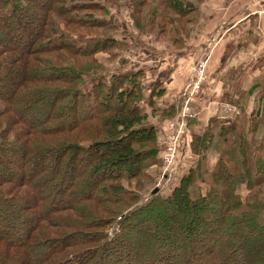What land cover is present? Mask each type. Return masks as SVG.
I'll use <instances>...</instances> for the list:
<instances>
[{
  "label": "trees",
  "instance_id": "obj_1",
  "mask_svg": "<svg viewBox=\"0 0 264 264\" xmlns=\"http://www.w3.org/2000/svg\"><path fill=\"white\" fill-rule=\"evenodd\" d=\"M122 1L0 0V264H264V83L190 118L152 193L180 99L128 65ZM197 2L132 0L130 21L180 48Z\"/></svg>",
  "mask_w": 264,
  "mask_h": 264
},
{
  "label": "crops",
  "instance_id": "obj_2",
  "mask_svg": "<svg viewBox=\"0 0 264 264\" xmlns=\"http://www.w3.org/2000/svg\"><path fill=\"white\" fill-rule=\"evenodd\" d=\"M197 3L200 18L193 30L184 36L185 44L180 48L167 45L169 48L163 47L162 53L158 49L148 53L145 62L151 64L142 66L150 68L151 84L163 83L169 96L175 91L171 94L179 97L191 66L207 59L206 81H203V91L197 97L198 105H194L193 111L200 130L216 113L219 118L236 113V107L223 100L224 93L234 84L239 82L245 87L247 81L250 85L255 80L264 83V0H199ZM149 35L131 29L129 38L132 41L128 40L132 44L145 43L150 39ZM132 49L133 53L137 48ZM260 96L264 93L260 92L254 101H250V106L256 105ZM199 104L202 107L197 110ZM223 107H229L234 113L220 115Z\"/></svg>",
  "mask_w": 264,
  "mask_h": 264
},
{
  "label": "built area",
  "instance_id": "obj_3",
  "mask_svg": "<svg viewBox=\"0 0 264 264\" xmlns=\"http://www.w3.org/2000/svg\"><path fill=\"white\" fill-rule=\"evenodd\" d=\"M207 59L199 60L190 68L188 81L180 92V104L177 116L167 124L168 135L163 140L162 165L160 179L156 186H160V180L171 178L178 165V148L181 137L186 132L189 118L193 117L192 105L206 76ZM117 230V227H114Z\"/></svg>",
  "mask_w": 264,
  "mask_h": 264
},
{
  "label": "rangeland",
  "instance_id": "obj_4",
  "mask_svg": "<svg viewBox=\"0 0 264 264\" xmlns=\"http://www.w3.org/2000/svg\"><path fill=\"white\" fill-rule=\"evenodd\" d=\"M192 1L194 2L195 0H192ZM131 2H132V0H130V1L129 0H125V1L120 2L119 4H117V10H115L112 6H109V11H114L113 15H114V18H115V22L118 23V24H120V27H119L120 30H121L120 31V34L123 35V36H124V34L125 35H128V33L130 34V30L131 29L134 30V28L132 27L134 25L133 24L131 25L132 21H130V17H129L130 12L132 11L131 10V6H130L131 5ZM124 23L127 24V25H124ZM121 35H119V36H121ZM154 35L153 34L152 35H149L150 39L148 41H146L145 43L144 42H138V41L135 43V45L137 44V49L133 53L131 52L130 55H129V57H128V65L129 66H131V67L140 66L141 67L142 65H145V66H147L148 64L150 65L151 64L150 62H148V61L145 62L149 58L148 53H150V52L155 53L156 49H158V51H160L159 53H162L163 47L165 49H168L169 48L168 47L169 46L168 43L163 44L161 41L156 42V39H155ZM127 44L128 45H133L129 41L127 42ZM184 44H185V41H184ZM146 52H147V54H146ZM141 53H143V54H141ZM174 59L179 60V58H177V57H174ZM205 79H206V76H205ZM201 86L202 87L200 88V90L198 92L199 94L197 93V95H196L197 97L203 91V87H204L203 84H201ZM240 87L243 88V89L245 87L246 88H249L250 87V84H248V81H247V82H245V87L243 86L242 83H241ZM173 92H175V91H171V93H173ZM197 97H196V99H195V101H194V103L192 105V111H194V108H195L194 105L195 104L198 105V98ZM201 107H202V105L199 104V108H197V110L200 109ZM229 113H234V112L230 111V108L229 107H227V108L226 107H223L221 109L220 115L221 114L222 115H226V114L229 115ZM216 115L219 116L218 113H216ZM194 117L195 116L193 114V117L191 119H193ZM191 119L189 118V120H191ZM261 129H262V126H260L259 129L256 131L255 137L257 139L260 138V136H261V133H260L261 132ZM214 157H215V154L214 153H210V155H209L210 162L214 159ZM160 161H161L160 166L157 167V166H153L152 165V167L150 168L152 174L157 176L156 184L159 181V179L161 178L160 177V168H161V165H162L161 158H160ZM174 181H175V179H171V178L170 179H164V180L161 179L160 180V186H156L155 185V187H158V188L163 189V192L165 193V192L169 191V189H170L172 183H174Z\"/></svg>",
  "mask_w": 264,
  "mask_h": 264
},
{
  "label": "water",
  "instance_id": "obj_5",
  "mask_svg": "<svg viewBox=\"0 0 264 264\" xmlns=\"http://www.w3.org/2000/svg\"><path fill=\"white\" fill-rule=\"evenodd\" d=\"M158 191V187H155L153 190H152V193H155Z\"/></svg>",
  "mask_w": 264,
  "mask_h": 264
}]
</instances>
